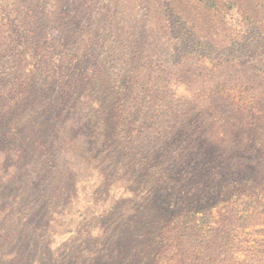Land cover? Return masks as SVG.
<instances>
[{
    "label": "trees",
    "instance_id": "trees-1",
    "mask_svg": "<svg viewBox=\"0 0 264 264\" xmlns=\"http://www.w3.org/2000/svg\"><path fill=\"white\" fill-rule=\"evenodd\" d=\"M204 1L207 10L217 8L211 0ZM34 26L28 35L24 29L18 34L22 26L15 28L13 44L0 52V141L4 139L3 148L10 150L5 163L0 156V184L5 170L11 172V181L26 182L28 172L37 180L45 161V169L52 171L49 179L56 177L52 169L58 166L69 173L66 184L87 199L82 219L94 223L86 231L90 245L82 243L75 251V264H264V242L235 246L231 233L235 223L264 224V187L259 193L256 185L245 195L241 181L229 180L227 172L235 167L245 181L239 168H248L259 178L261 165L253 162L260 152L253 158L238 151L234 166L221 157L215 167L209 150H200L209 146L204 124L190 127L180 118L176 92L154 83L148 55L140 60L126 54L123 61V53L96 45L91 31L95 23H65L51 29L50 41L42 40L35 33L42 28ZM187 33L202 62L211 63V46ZM33 47L34 52L51 49L56 56L38 63L35 74L34 69L22 70L27 66L23 62L34 60L35 54L26 56ZM120 62L127 68L113 73ZM38 72L45 79L35 83ZM225 73L221 69L220 75L212 74L202 83L207 104L218 112L234 103L226 91ZM41 131L51 136V143L41 140ZM17 133L25 142L10 147L6 139ZM245 154L243 164L240 155ZM228 186L241 198L232 207L229 197L222 196ZM223 201L225 212L215 219L213 208ZM96 203L101 208L90 212ZM110 230L115 240L104 245L103 235Z\"/></svg>",
    "mask_w": 264,
    "mask_h": 264
},
{
    "label": "rangeland",
    "instance_id": "rangeland-1",
    "mask_svg": "<svg viewBox=\"0 0 264 264\" xmlns=\"http://www.w3.org/2000/svg\"><path fill=\"white\" fill-rule=\"evenodd\" d=\"M211 1L217 8L207 10L204 0H0V52L13 44L16 37L14 31L19 26L22 27L18 34L24 29L28 35L31 30L34 31V25H38L42 28L41 32L35 33L42 40L50 41L51 29H59L65 23H77L84 27L95 23L91 31L96 36V45H106L114 48L117 54L123 53V61L126 54L128 57L138 56L140 60L148 55V65L155 70L154 83L159 82L161 86L170 87L176 92L174 101L182 109L180 118L190 127L204 124L209 146L205 148L202 145L200 150H209L212 165L218 167L222 163L220 158L226 157L234 166L238 159V156H234L238 151H247L253 158L257 151L260 152V159L253 162L261 165L259 178L248 168H239L245 175V181L241 180L235 167L227 172L229 180L241 181L243 194L248 195L256 185V191L262 193L264 0ZM188 31L211 46V63L202 62L200 54L191 47L187 41ZM135 42L138 44L135 45ZM130 46L132 49L129 50ZM33 50L34 47L28 49L26 54H35L33 62L22 63V66L27 64L22 70L34 69L31 74L37 72V65L56 57L48 48ZM121 68H127L125 62L116 64L112 72L116 73ZM209 69L218 71L213 73ZM221 69L226 71L223 75L227 83L226 91L231 97L234 96V99L230 98L234 103L232 107L228 103L218 112L214 110L215 105L207 104L202 83L212 79V74L220 75ZM35 77V83L45 79L39 72ZM20 122L23 123L24 119L21 118ZM21 135L17 133L12 139H6L10 147L17 148L25 142ZM40 135L41 140L52 142L45 131H41ZM4 144L5 140L2 139L0 147L3 154L0 156H4L5 163L10 150L3 148ZM240 157L245 164L246 154ZM45 164L48 161L40 164L37 180H33L34 176L29 172L24 174L26 182L24 179L11 181V172L7 170L1 173L4 185L0 184V264H75V251L80 249L82 243L86 244V231H91L94 224L82 219L86 197L69 188V182L66 184L69 173L60 166L52 169L56 177L50 175L49 179L48 171L51 170L45 169ZM249 167H253L251 163ZM223 190L225 193L222 196L229 197L231 201L229 207L240 203L238 192L232 194L233 188L228 186ZM49 203L51 213H48ZM96 205L90 212L101 208L99 203ZM225 205L227 202L223 201L213 208L215 219L225 212ZM105 215L102 213L100 218L108 225ZM50 216L51 221L48 220ZM247 225L241 227L235 223L232 226L235 246L264 242V224ZM115 236L114 230L104 233V245H112ZM89 245L87 242L86 246ZM238 257L243 259L244 255L239 253Z\"/></svg>",
    "mask_w": 264,
    "mask_h": 264
}]
</instances>
